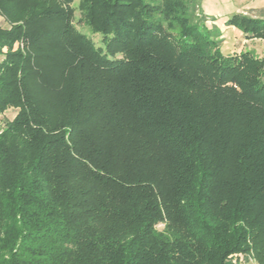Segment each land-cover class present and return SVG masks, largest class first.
I'll list each match as a JSON object with an SVG mask.
<instances>
[{
	"label": "trees",
	"instance_id": "obj_1",
	"mask_svg": "<svg viewBox=\"0 0 264 264\" xmlns=\"http://www.w3.org/2000/svg\"><path fill=\"white\" fill-rule=\"evenodd\" d=\"M73 2L0 0V264H264V56L195 0H79L95 45Z\"/></svg>",
	"mask_w": 264,
	"mask_h": 264
},
{
	"label": "rangeland",
	"instance_id": "obj_2",
	"mask_svg": "<svg viewBox=\"0 0 264 264\" xmlns=\"http://www.w3.org/2000/svg\"><path fill=\"white\" fill-rule=\"evenodd\" d=\"M202 0H195L196 4L201 5ZM208 1V0H204ZM251 1V0H249ZM78 2L79 0H74L72 3L73 16H72V23L74 27L83 33H85L88 37H90L95 45H101V35L98 33H93L89 27L85 24L84 17L81 16V13L78 9ZM202 11V12H201ZM229 12V11H228ZM197 16L198 13L201 15L205 20V24L208 27L215 26L220 30V50L225 55H238L240 52L239 50H246L253 54L255 57L261 58L264 56V39L261 38H253L248 40L247 42L244 41V36L239 33H234L235 31L229 30L226 25L222 22L223 18L228 15L219 10H202L201 8H197L195 10ZM227 13V12H226ZM230 13V12H229ZM243 14V13H242ZM244 15H248L251 17H262L264 18V8L254 7L245 10ZM200 17V16H199ZM0 25L2 27H7V23L0 17ZM246 37V36H245ZM5 51V48H3ZM239 53H236V52ZM262 55V56H261ZM119 57V55H117ZM15 108H8L0 115V126L3 125L5 120H11L14 115L16 114ZM161 228V224L157 226ZM231 262H240L242 264H254L253 260L242 259L241 255L238 253H233L229 255Z\"/></svg>",
	"mask_w": 264,
	"mask_h": 264
},
{
	"label": "crops",
	"instance_id": "obj_3",
	"mask_svg": "<svg viewBox=\"0 0 264 264\" xmlns=\"http://www.w3.org/2000/svg\"><path fill=\"white\" fill-rule=\"evenodd\" d=\"M196 7L198 9L201 8L202 10H219L225 14H228L222 20L224 25H226V27L229 30L235 31L234 33H239L240 35L242 34L244 36L243 32L237 29L236 27L232 25H227L225 23L226 20L233 13H243L244 14L245 10H248L249 8H254V7L264 8V0H251V1L249 0H208V1L202 0L201 5L196 4ZM250 39H253V38H247L244 36L245 42H247ZM240 51H246V50H239V52ZM239 52L237 51L236 53H239ZM241 258L244 260L245 259L252 260L249 256L241 255Z\"/></svg>",
	"mask_w": 264,
	"mask_h": 264
}]
</instances>
